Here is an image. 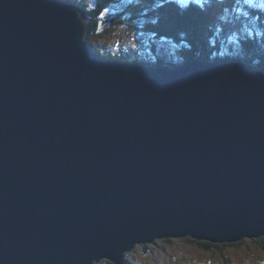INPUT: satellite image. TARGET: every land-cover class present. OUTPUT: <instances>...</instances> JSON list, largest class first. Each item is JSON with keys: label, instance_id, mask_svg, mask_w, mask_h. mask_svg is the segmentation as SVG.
I'll return each mask as SVG.
<instances>
[{"label": "water", "instance_id": "water-1", "mask_svg": "<svg viewBox=\"0 0 264 264\" xmlns=\"http://www.w3.org/2000/svg\"><path fill=\"white\" fill-rule=\"evenodd\" d=\"M89 16L0 0V264H127L264 237V71L97 57Z\"/></svg>", "mask_w": 264, "mask_h": 264}, {"label": "trees", "instance_id": "trees-1", "mask_svg": "<svg viewBox=\"0 0 264 264\" xmlns=\"http://www.w3.org/2000/svg\"><path fill=\"white\" fill-rule=\"evenodd\" d=\"M61 1L80 7L89 16L86 42L101 59L151 66H174L188 58L220 59L252 63L264 71V0ZM178 1L189 6L183 8ZM129 32L141 33L147 39L129 47L100 43L105 37L118 42L115 35ZM182 240L205 251L242 242L219 246ZM255 242L264 246V238ZM99 264L112 263L103 260ZM128 264L134 263L128 260Z\"/></svg>", "mask_w": 264, "mask_h": 264}, {"label": "rangeland", "instance_id": "rangeland-1", "mask_svg": "<svg viewBox=\"0 0 264 264\" xmlns=\"http://www.w3.org/2000/svg\"><path fill=\"white\" fill-rule=\"evenodd\" d=\"M115 36L118 42L115 38L105 37L100 43L108 42L114 48L129 47L147 39L141 33L132 32ZM164 240L136 245L126 253V259L134 264H226L227 261L228 264H264V246L255 242L258 239H243L240 244L225 246L222 250L211 248L208 251L182 239H171L169 243Z\"/></svg>", "mask_w": 264, "mask_h": 264}, {"label": "snow or ice", "instance_id": "snow-or-ice-1", "mask_svg": "<svg viewBox=\"0 0 264 264\" xmlns=\"http://www.w3.org/2000/svg\"><path fill=\"white\" fill-rule=\"evenodd\" d=\"M103 15H104V14H103V13H101V17H103Z\"/></svg>", "mask_w": 264, "mask_h": 264}]
</instances>
